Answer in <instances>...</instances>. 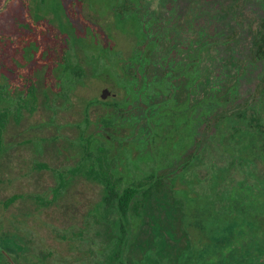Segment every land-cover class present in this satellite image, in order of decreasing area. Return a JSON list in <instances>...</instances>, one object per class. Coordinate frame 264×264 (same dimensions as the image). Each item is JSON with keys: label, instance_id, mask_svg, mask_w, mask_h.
<instances>
[{"label": "rangeland", "instance_id": "obj_1", "mask_svg": "<svg viewBox=\"0 0 264 264\" xmlns=\"http://www.w3.org/2000/svg\"><path fill=\"white\" fill-rule=\"evenodd\" d=\"M77 1L17 0L0 16V110H10L0 137V247L18 252L17 264H24L23 254L26 264H89L96 256L89 250L110 245L107 233L115 232L117 215L110 213L114 206L102 212L100 183L80 171L68 175L61 192L52 198L59 183L57 170L82 161V136L102 130L103 136L116 137L113 152L120 157L116 166L125 183L156 168L167 183L180 161L171 160L175 153L185 149L182 156L193 150V138L199 145L208 139L203 127L209 115L246 107L243 118L264 130V0H144L143 31L132 20L124 23L116 18L114 7L121 0H83L81 5ZM243 9L252 10L261 22L257 34L250 35L239 22ZM233 31L237 33L232 39L228 36ZM26 33L36 36L19 46L18 36ZM50 38L66 46L68 59L84 69L82 77L73 79L58 68L47 73L43 41ZM258 40L261 57L255 53ZM143 41L147 45L137 62L156 66L158 74L152 79L163 84L153 81L142 87L130 77L137 73L134 68L124 73ZM30 68L32 93L26 91ZM171 72L175 83L170 81ZM260 86L261 101L255 99ZM104 88L108 93L102 98ZM220 94L224 102L218 99ZM170 95L185 107L186 120L179 130H162L155 114ZM103 116L112 124L100 127ZM154 129L159 135L151 143ZM159 145L174 153L170 160L144 158L157 152ZM208 145L184 177L200 179L198 184L191 182L196 188L213 184L214 142ZM39 162L47 166L36 167ZM215 162L224 163L218 157ZM179 179L174 189L156 193L153 206L138 220L126 216L127 238L136 236L143 244L140 248L132 242L134 253L128 256L139 258L155 235L160 237L159 250L183 246L178 207L184 202L175 194L184 191L193 204L198 199ZM13 194L19 196L5 205ZM36 195L48 201L42 204ZM148 247L154 249L152 243Z\"/></svg>", "mask_w": 264, "mask_h": 264}, {"label": "trees", "instance_id": "obj_2", "mask_svg": "<svg viewBox=\"0 0 264 264\" xmlns=\"http://www.w3.org/2000/svg\"><path fill=\"white\" fill-rule=\"evenodd\" d=\"M81 1H77L81 5ZM120 1V0H119ZM4 0H0V6ZM22 2V1H21ZM144 0H121L115 7L116 18L124 22L127 20H132L135 28L138 31H143L145 29V24L142 22L143 18V4ZM18 4L17 0H8L5 8L0 10V16L6 14L9 10ZM76 2L72 1V5ZM115 5V4H114ZM127 11V14H126ZM240 13L239 22L242 23L243 27L246 29L250 35L257 34L262 27L261 22L257 15L250 9H243ZM142 33V32H141ZM236 31H233L228 37L232 38L236 35ZM36 34V33H35ZM31 33H26L18 36V45L22 46L26 41L35 37ZM233 39V38H232ZM261 40L255 41V53L258 57L262 55L261 45L259 44ZM147 45L146 41H143L141 44L137 45V58L133 62L132 66L125 68L124 73L130 74L131 67L134 68L137 73L132 76L133 80H137L141 86L151 84L153 81L157 82L159 80L152 79V76L158 74L156 66L137 62V59L142 57V51L144 46ZM43 46L47 50V56L44 59L47 64V73L50 74L53 68H58L62 74L70 76L73 79L82 77L84 69L81 65L71 62L67 57V48L64 44L56 38H50L43 41ZM143 58V57H142ZM138 68L139 71H138ZM134 70V71H135ZM171 72L170 80L172 83H175ZM52 75V73H51ZM164 75L166 70H164ZM136 77V79L134 78ZM165 78V77H164ZM28 79H30L28 85H26V91L32 93L34 83L31 78V68L28 73ZM146 79V81H145ZM166 79V78H165ZM262 81V80H261ZM160 82V81H159ZM163 84L164 82H160ZM260 83V81H259ZM143 87V86H142ZM162 90V89H161ZM262 86L259 87L258 92L256 91L257 100L261 101L263 98ZM171 91L173 89L171 88ZM228 90L226 93H229ZM172 95L167 96L163 102H160L155 112L156 116L161 119L160 127L168 129L179 130L177 127L184 123L186 120V112L184 106L179 105L180 103H175V100L170 98ZM224 94H220L218 99L220 102H224ZM104 102V101H103ZM27 106V104H24ZM19 106H17L16 114L17 117L20 115ZM177 106H180L178 109ZM246 107L239 109H234L230 112L221 110L215 112L214 115H209L205 118L204 132L208 134V139L202 143L197 144L193 138L191 146L194 144V149L192 148L182 155V152L185 149L178 152V154H171L170 150H166L161 145L157 152L146 154L144 158L156 159L157 157L160 160H170V157L174 155L171 159L179 158V164L177 170L169 177V181L166 183L165 175L157 172V168L153 172L145 173L136 179H128L125 183L122 179L120 173H118V168L116 164L119 161L120 157L116 156L113 152L114 142L117 141L116 137L112 135L103 136L102 130L93 135L82 136L80 138L81 144L84 147L82 154V161L77 162L73 166H68L63 170H57L59 183L52 189V198L61 192L65 186L66 179L68 175H75L82 171L85 176L89 179L95 180L100 183L103 187V202H106L107 207L117 208L123 216L127 212L138 213L143 204V199L141 196L146 198L152 192V188H156L159 191H163L165 187H171L176 184V180L179 179L185 172V170L191 167L193 157L198 153L205 152L208 149V144L214 142V194L221 195L219 198L214 199V250L222 247V244L226 241L223 239H228L231 235L232 238H237L236 236L240 232L250 233V228H253L258 234L260 225L262 223L257 219L259 205L255 206L241 204L242 199L239 198H227L229 190H225V187L229 186H243V185H257L264 192V130L261 129L259 124H250V122L243 118ZM123 110V109H121ZM128 112V110H126ZM9 111L8 108H2L0 110V137L5 127L6 118ZM204 115L206 113L204 112ZM208 118V119H207ZM102 120L99 121V126H109L112 124L109 118L103 116ZM245 120V121H244ZM244 122V123H242ZM167 125L165 127V125ZM263 124V123H262ZM264 125V124H263ZM183 126V125H182ZM185 127V126H183ZM233 127V128H231ZM182 128V127H180ZM264 128V127H262ZM159 135L157 129L151 134V143L156 140ZM101 136L104 139L101 140ZM137 145V143H135ZM129 158V154L127 155ZM181 156V157H180ZM143 157V156H141ZM216 157L219 160H222L224 163L216 165ZM121 162V161H119ZM36 167L44 168L47 165L45 163H36ZM230 178V179H229ZM234 179V180H232ZM232 180V182H231ZM123 187L120 191L117 190L119 187ZM260 190V191H261ZM140 194V197L137 195ZM19 195L13 194L8 197L3 203L10 204L13 202ZM36 200L39 202L46 203L48 200H45L42 196L36 195ZM50 200V199H49ZM146 202L144 201V208H147ZM243 202V201H242ZM103 203H101L102 205ZM253 223V224H252ZM231 243H234L230 240ZM123 243V242H122ZM243 244V242H241ZM254 246L256 248H254ZM259 243L254 241L248 243V246L245 250L253 249L258 250ZM243 247V246H242ZM240 258L244 259L245 254H240ZM0 264H10V262L5 258V256L0 251Z\"/></svg>", "mask_w": 264, "mask_h": 264}, {"label": "flooded vegetation", "instance_id": "obj_3", "mask_svg": "<svg viewBox=\"0 0 264 264\" xmlns=\"http://www.w3.org/2000/svg\"><path fill=\"white\" fill-rule=\"evenodd\" d=\"M8 111L9 113L7 115L6 121L10 114L9 109ZM16 112L17 111H15V113ZM15 116L16 118H18L17 114H15ZM196 157L197 154L192 159V163L190 164L191 167L185 170L184 174L181 176L183 181L181 177L179 180H181L182 183H188L189 188L196 193V196L193 198H197L198 201H195L196 203L193 204L194 201L189 200V197H186L184 195V191L177 190L175 194L184 202V204L181 203V208L178 207L180 211L179 220L182 225L180 226V228L184 234L181 236V238L185 241L183 246H180L179 244L178 247H173V250L171 251L159 250L157 248L159 246L157 242L160 237H158L157 235H155L156 233H154V237L150 236L151 242L148 240L149 245L152 243L154 249L149 248V245H147L145 250H142L139 258L137 254L134 256V258L128 256V254L132 255L134 253V250L130 248V244H133L132 242H134V244H137V246L140 248H142L143 244L142 242L136 240V236L131 240L130 238H127L128 228L126 227V216L131 215V220L135 219L136 221V219L138 220L140 216H142L153 206V201L151 200H156L155 197L156 193H158V190L156 188H152V192L146 198L141 196L143 199V204L145 200H148L145 205V207L147 206V208H144L142 204L138 213L127 212L125 216L120 214L117 208L114 212H110L117 215V218L113 223V226H115V232L111 233L109 231V233H107L108 237L112 238L108 242L111 246L109 245L108 247H106V244L99 250H89L90 253L93 252V254L96 255L93 259L90 260L89 264H264V192L257 185H243L237 187L229 186L227 188L225 187V190H229L230 192L227 193V196L224 195L223 197L242 199L243 202L241 201V204H249L251 206H255V208L257 204L259 205L260 208L258 211L257 219L262 223V225H260L257 235L253 228H250V233L240 232L241 229H239L238 233L241 234V237L237 235V238H232V236L230 235L228 239H223L224 241H226V243L224 242L222 244V247L214 250V212H216L214 211V199H217L221 196L217 195V193L214 194V189L218 190L221 188H214V173H211L213 177V184L206 186H203L201 184V187H197L199 190H197V188L192 185L191 182L196 180V183L198 184L200 179H197V177H194L193 179L192 176L184 180L185 175L194 169L195 164H193V160ZM122 188L123 187L121 186L117 188V190L120 191ZM167 189H174V185L171 187H165L163 191L159 192H164ZM137 197H140V194H138ZM101 203L103 204L101 205ZM101 203L100 207L102 209V212L105 214V212H107V204L106 202H103V195ZM103 219L104 221H106L105 219L107 218L103 217ZM110 235L112 236L110 237ZM168 237L173 236L172 234H169ZM230 240H232L234 243H231ZM165 241L166 239H164V242ZM254 241H258L259 243L258 250H245L248 246V243H252ZM241 242H243V244H241ZM160 244H162V242ZM254 248L256 247L254 246ZM0 251L10 262V264H17L16 256H19L18 252L7 253L1 247ZM242 253L246 255L244 259L239 257ZM21 257L22 259H24V264H26V262L28 261L25 260L24 254ZM80 259L85 258H82L81 256Z\"/></svg>", "mask_w": 264, "mask_h": 264}, {"label": "water", "instance_id": "obj_4", "mask_svg": "<svg viewBox=\"0 0 264 264\" xmlns=\"http://www.w3.org/2000/svg\"><path fill=\"white\" fill-rule=\"evenodd\" d=\"M7 1H8V0H5L3 6H2L1 8H4V6L6 5ZM107 93H108V90H107L106 88H104V89L102 90L101 97H102V98H105L106 95H107Z\"/></svg>", "mask_w": 264, "mask_h": 264}]
</instances>
